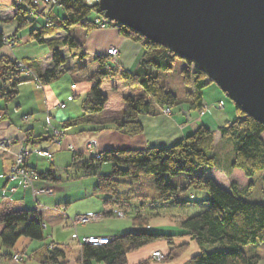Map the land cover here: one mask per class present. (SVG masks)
Here are the masks:
<instances>
[{
  "label": "trees",
  "instance_id": "trees-1",
  "mask_svg": "<svg viewBox=\"0 0 264 264\" xmlns=\"http://www.w3.org/2000/svg\"><path fill=\"white\" fill-rule=\"evenodd\" d=\"M27 2L30 3L31 0ZM13 5L16 10L14 17L4 18L0 15V25L16 19L18 30L31 27L30 39L40 44L46 43L47 37L64 31L67 34L60 39L62 46L82 47L83 44L71 34L72 26L79 24L87 32L98 28L116 27L121 36L140 43L143 47L141 58L133 71L119 69L116 64L110 62L111 56L108 54L107 56L95 54V59L99 61V68L96 71L89 72L87 67H81V73L93 82V85L81 101L82 115L63 121L62 129L89 122L90 117L105 109L108 96L103 92L102 84L116 73L124 83L129 86H139L144 93L124 96L122 116L101 122V129L109 127L105 125L112 123L115 129L125 134L140 135L144 132L141 115L164 113L165 108H169L172 114L173 106L182 102L174 91L160 83L157 74V69L171 70L176 59L181 56L129 26L111 21L104 22L100 16L103 12L98 3L90 4L86 0H59L56 8L51 6L46 8L42 22H38L39 17L30 15V10L25 4L14 0ZM58 7L63 13L58 11ZM92 13H95L93 18L90 16ZM46 17H49V20ZM98 18L101 21L98 22ZM12 38H15V34L7 36L0 29V48ZM61 47L54 48L51 66L43 71L35 70L27 59L18 61L2 56L0 100L7 103L16 100L20 93L19 86L23 81L35 80L45 86L57 80L66 69H69ZM85 54V52L81 53L83 56ZM20 62L24 65L21 66ZM187 62L188 65L182 70L184 83L187 86H194L193 90H187L189 110H202L203 90L214 82L191 61L187 60ZM236 109L235 119L219 128L222 135L229 137L234 144L235 158L230 173L222 172L219 168L212 153L215 148V132L204 124H199L196 130L169 146L104 149L99 151L98 155L74 151L72 165L67 168L75 169L76 174L73 176L75 178L97 177L98 182L94 191L110 194L108 197H102L106 206L123 200L119 190L120 176H129L134 181H139L145 174L154 175L156 188L163 198L176 197L180 191L193 188L206 191L208 198L205 201L209 203L205 211L187 216L181 222L180 228L175 231L151 230L148 217L138 214L133 220L134 225L137 226L135 230L114 238L109 237L110 241L107 244L82 243L79 258L81 263L128 264L129 252L161 239L170 246V252L165 257L173 259L189 247V242L176 244L175 238L189 236L202 248L192 257L191 264H259L262 255L248 254L242 245L264 241V203L252 202L244 198V193L254 187L256 173L264 169V124L244 112L237 104ZM3 110L5 112L2 116L8 117L7 111ZM24 131L27 141L34 144L53 141L65 134L63 130L60 136H57L54 133L55 129L52 134L48 132L35 134L32 128ZM106 163L112 164V170L101 172V167ZM201 166L207 167L209 176L196 173ZM26 167H29L27 161ZM33 171L38 178L54 182L60 180L53 168ZM181 172L190 174L185 184L167 182L166 175L175 176ZM0 222L3 225L0 234V261L13 259L15 253L11 249H15L20 236L25 235L43 241L33 250L40 264L66 263L63 260L66 251L58 243L46 241L44 221L37 211L24 208L3 210L0 212ZM214 244L219 248L210 249L208 245ZM4 248L11 251H4ZM141 264H147V261H141Z\"/></svg>",
  "mask_w": 264,
  "mask_h": 264
},
{
  "label": "crops",
  "instance_id": "crops-1",
  "mask_svg": "<svg viewBox=\"0 0 264 264\" xmlns=\"http://www.w3.org/2000/svg\"><path fill=\"white\" fill-rule=\"evenodd\" d=\"M13 4L14 0H0V15L4 18H13L16 11ZM57 9L60 13H63L60 7H58ZM42 21L43 18L40 17L38 22ZM0 29L3 30L7 36H13L15 34L16 38H14L16 40V44L14 46L5 44L0 48V58L2 56H8L18 61L30 59L32 60L31 63L35 67L34 69L37 71H43L51 66V60L54 53V48L51 44L54 41L60 42V39L67 34V32L60 31L55 35L47 37L46 43L40 44L30 39L31 27L18 30V22L16 19H12L9 22L2 23L0 25ZM84 38L85 40L83 44V50L86 53L84 55L85 58L87 56L94 57L95 54L107 56L108 50L114 46L117 47L120 52L118 57L115 58L116 63H114L115 61L113 62V60L111 59L112 63L127 70L133 71L136 69L143 53V47L140 43L134 42L129 38L121 36L116 27L94 29L90 32L85 33ZM66 49H68V47H61V52L63 53V55H65L64 51ZM69 52L71 53V51ZM98 68L99 65L96 64L94 65L93 70H89L88 68L87 69L89 72H93ZM33 83L35 84V86ZM54 84L55 82L51 83L50 85L39 86L37 81H25L19 86L20 93L16 100L10 103L5 102L4 100H0V141L11 140L14 142V145L11 148H0V212H2L3 210H14L21 208L35 210L42 216L43 221H45L46 217L47 220L52 222L54 219L62 220L64 218L63 213L58 210L61 209L60 204L62 203L70 204L74 201L91 200L89 203H83V205L85 204V207L77 211L76 217L82 214L97 213L94 211H97L100 207L99 205H97V201L92 198V191H94L95 185L98 182L97 178H92V180L87 181L84 184H77V186L72 190L66 189L64 188V186H55L56 189L54 190V194H57L55 196L57 209L55 210V212H53L49 208V212L47 213H45V210L48 209H45V207L42 208L38 205L36 206L29 203L28 195L33 196L38 204H41L39 200L44 197H48V194L35 195L34 190L36 188H42L44 186L52 185L50 180L37 177V179L34 180L32 186H26L18 180L13 181L9 178L15 156L18 154L20 148L24 145L31 147L34 144L27 141L28 139L24 130L32 128L35 134H42L44 132L52 134L55 128H62L63 121H66L68 118L81 116L83 113L81 103L80 105H77L75 104V100L80 98L82 101V99L89 92L91 86L93 85V82L89 81L86 76L81 73L80 81L71 84L72 94L69 93V90L67 92L68 96L67 94L64 96H67V102L72 101L74 103L70 105V108L66 104L65 100L60 101L61 98H63L61 97V94H59L60 86H54ZM1 85L2 79L0 77V86ZM27 85L34 86L33 90H31V93L29 94L25 91L27 90ZM203 97L204 108L202 110H197L199 111V114H192L191 110L189 109H181L180 113H176L172 109V114H164L163 112H161L157 115H141L140 119L144 125V132L140 135L131 136L125 134L122 131L115 129L112 123L105 125L109 127L101 129V122L118 117H104L102 114H100L102 115L101 117L92 116L90 117L91 121L85 122L84 124H81L79 126L68 128L67 131L64 132L65 134L63 136V142L65 146H73L75 152H83L84 154L89 153L87 150V143L91 139H96L98 141V151L124 147L145 148L151 145L169 146L183 139L188 134L196 130L199 124H204L210 129L214 130L216 148L218 144L227 137L222 135L219 128L228 123H231L234 117H230V119L222 121V118L219 116L218 111H215L216 114H210L207 105L211 103L215 107L216 104L222 103L221 100H223V96L221 92H217L216 90H214V98L210 102L208 101V99H206L205 94L203 95ZM186 100H188V98H186ZM63 102L65 103V107L60 106V104ZM187 102L190 106L189 100ZM3 109L7 111L8 117L2 116L3 112H5ZM67 149V147H64L62 148L61 153L57 152L56 154L59 157L60 154L63 155L65 153L63 151ZM74 151L71 157V162L69 163L70 165L68 166L72 165ZM56 154L53 155V162H51L48 167H40V163H38V161L34 163V156L31 155L27 160L28 166L30 169L36 171H44L49 168H53L56 171V165L54 163L56 161ZM214 155L217 162L218 156L216 154ZM40 156L43 155L36 156L37 160ZM70 168L71 167H69V169ZM219 168L222 170V172L230 173L232 171V164L230 165V169L227 170L221 166H219ZM75 174L76 173L70 174L72 179H75V177H73V175ZM78 179H81L80 181H84V179L82 178ZM189 190L190 189H188L187 191ZM199 191L200 190H196L197 193H199ZM184 197L186 196L184 195ZM194 197L195 195L194 193H192L191 198ZM207 198L208 196L205 195L204 200H206ZM111 211L112 209L107 210L106 213H110ZM185 218L186 217H180L175 222H166V218H162L160 219V221L159 218L153 219L152 221H149V228L153 227L159 228L161 230L167 229L170 231H175L180 228L181 222ZM117 224H119V226L117 227L116 231H114L113 235H108L105 232H96L95 234L89 236L114 238L118 235L136 229V225H132L129 221H124ZM44 226L47 227L45 222ZM2 228L3 225L0 222V234ZM77 236L78 234H76V236L73 235V237ZM182 242H189V248L186 252H184L181 256L177 257L173 261H155V259L153 258V252L157 250L163 252L165 250L163 254L166 255L170 252V246L168 245V243H166L167 245H165L164 247L158 248L156 246H153L155 243H152L145 245L140 249L129 252L128 264H141V261H147V264H191L190 261L192 257L195 254L199 253L202 248L195 240H193L189 236L175 238L176 244ZM41 244L33 247L30 254L26 250H21L20 248L15 247L14 253L21 254L24 257L21 260H17L15 258L9 260H1L0 264H40V260L36 257V255H34L33 250ZM78 249L79 252L75 254L74 257H71L66 253L65 258L63 259L66 261L65 264H82L79 260L81 245ZM7 250L10 249L4 248V251ZM254 254L262 255V259L259 264H264V253L256 252ZM93 264L101 263L94 262Z\"/></svg>",
  "mask_w": 264,
  "mask_h": 264
},
{
  "label": "rangeland",
  "instance_id": "rangeland-1",
  "mask_svg": "<svg viewBox=\"0 0 264 264\" xmlns=\"http://www.w3.org/2000/svg\"><path fill=\"white\" fill-rule=\"evenodd\" d=\"M95 13H92L90 16L93 18ZM101 18H106L104 14H101ZM112 22V21H111ZM87 33V30L83 28L81 25L77 24L72 26L71 28V34L75 36L82 44H84V34ZM51 45H53V48L61 47V42L54 41ZM71 51V53L69 51ZM84 52L83 46L82 47H74L69 48L64 51V56L67 58V67L69 69H66L65 72L57 79L55 80L54 86H60L59 94H61V100L66 102L68 107L70 108L71 104H74L72 101L67 102V92L70 90V94H72L71 91V84L77 83L81 79V67L85 66L89 70H93L94 65L98 64L99 61L95 59L93 56H85L81 55V53ZM119 55V54H118ZM111 56V55H110ZM118 57V56H117ZM111 59L113 62L116 60L114 57L111 56ZM29 64L32 65V60L28 59ZM112 63V61H110ZM116 63V61L114 62ZM188 65V62L186 59L178 57L176 59V62L173 66V68L169 71H164L162 69H157V74L160 77V83L167 87V89H170L175 92V94L178 95L179 99L182 101L180 104H177L173 106V111L176 113H180L181 109H189V104L187 98V90H193L194 86H187L184 83L182 70L184 67ZM119 67V66H118ZM121 69V67H119ZM35 81V80H33ZM25 82V81H23ZM22 82V83H23ZM34 84V83H33ZM39 86H42L38 82ZM117 85V86H116ZM26 93H31V90H33V85H27ZM103 92L108 96V101L105 106V109L100 112L96 113L93 116H104V117H121L123 114V108H124V96L128 94L132 95H140L144 93L143 89L139 86H129L126 83H123L120 79L119 75L116 73L115 75H112L108 77L102 86ZM214 90L217 92H221L223 96V100L221 102L223 103V107L218 108L217 106H213L211 103L207 105V108L210 111V114H216L215 111H218L219 116L222 118V121L226 119H230V117L237 116V109H236V103L231 100L225 92L221 90V88L214 82L210 85L206 86L204 88V94L206 96V99L210 102L214 98ZM67 94L66 97H64ZM73 99V98H72ZM81 103V99L75 100V104ZM217 105V104H216ZM218 108V109H217ZM192 114H199V111L197 110H191ZM102 114V115H100ZM27 118V117H26ZM59 125V124H57ZM59 132H62L63 130L67 131V129H58ZM63 131V132H65ZM64 136V135H63ZM63 136L60 138L63 139ZM93 140L91 139L88 141V143H92ZM4 143L1 144L0 148H11L14 144L13 141L7 140L8 142H5V140H2ZM56 141V140H53ZM53 141H44L38 144H33L31 147L24 145L20 148L19 152L21 151H27L30 155H28L27 160L30 158V156H34V163L38 161L40 163V167H48L53 160L48 159V157L40 156L37 157L38 154L36 153V150L39 149H50V151L55 155L57 152L61 153L62 148L67 147V150H64L65 152L63 155L56 154V161L54 162L56 165V174L60 178L57 182H52L50 186H44L42 188H52L56 189L57 187H63L69 190L74 189L77 184H84L87 181L92 180V178H97L95 176L91 177H85L82 178L84 181H80L81 179L78 178H71L70 174L76 173V171L73 168H67L69 163L71 162V157L74 151L73 146H65L64 142L62 144H57ZM97 144L98 141L96 140ZM87 143V145H88ZM98 146V145H97ZM18 152V153H19ZM213 154H216L218 156L217 164L224 169H230V165L232 164L233 159L235 158V149L234 144L232 140L229 137H226L224 140H222L218 146L213 150ZM101 172H109L112 170V164L106 163L101 167ZM197 174H204L205 176H209L208 170L206 166H201L196 170ZM189 173L187 172H181L179 175H166V179L168 183L176 182L178 184H185L189 178ZM74 176V175H73ZM120 187L119 190L122 193L121 198L123 199L121 202H112L110 205L106 206L103 203L102 197H108L110 196L109 193H103L101 191L95 192L92 191V198L97 201V205H99V209L97 213H102L97 220L88 221L86 223H81L76 221V215L77 211L81 208L85 207L83 205L84 202H90L91 200L87 201H74L70 204L62 203L60 204L61 209H58L61 213H63V219L58 220L54 219L52 222L47 220L45 217V223L46 226L44 228V233L46 235V241H54L59 243V246L66 251V253L74 257L75 254L79 252V246L81 245L79 242V239L76 236L80 238L87 237L89 235H93L96 232L97 233H107L108 235H113L114 231H116L117 227L119 226L120 222L129 221L133 224L134 218L138 214H143V216L148 217L149 221H152L153 219H160L166 218V222H175L180 217H187L189 215H195L198 213H201L202 211H205L209 207V203L204 200V196L207 195L203 190H200L199 193L196 192L195 189L191 188L189 191H180L179 194L176 197H168L163 198L159 191L156 188L155 185V177L153 174H145L139 181H134L129 176H120ZM86 180V181H85ZM80 182V183H78ZM254 187L244 193V198L252 201V202H258V203H264V169L256 173L254 176ZM40 189V188H36ZM35 193V190H34ZM194 193L195 197L191 198V194ZM57 195V194H56ZM55 194L54 195H47L48 197H44L40 199V203L35 200L33 196L28 195V202L33 205H38L39 207H45V213L49 212V208L51 211L55 212L57 209V202H55ZM184 195L186 196L184 198ZM127 200V201H124ZM54 201V202H53ZM195 204V205H194ZM41 205V206H40ZM110 213H106L107 210H111ZM121 210L123 212V216L119 215L118 213H114V210ZM47 215V214H46ZM161 217V218H160ZM162 221V220H161ZM137 227V226H136ZM139 228V226H138ZM151 230H156L159 228H150ZM43 243L42 240L38 239H31L29 237H26L25 235H21L16 247L20 248L21 250H26L31 253V250L33 247L37 246L38 244ZM153 246H156L158 248L164 247L167 245L165 240H157ZM152 244V243H150ZM190 245V244H189ZM210 249H218L219 246L217 244L214 245H208ZM244 250L248 254H254L256 252L264 253V241L263 242H257V243H251L249 245H242ZM189 248V247H188ZM15 250V249H11ZM188 250V249H187ZM186 250V251H187ZM165 251V250H164ZM163 251V252H164ZM185 251V252H186ZM162 252V254H163ZM184 253V252H183ZM176 256L173 259H168L165 257V254H163V257H158L153 254V258L155 261L160 262H169L175 260ZM20 260L23 258L21 254H17ZM167 255V254H166ZM14 258V257H13ZM104 264V263H101Z\"/></svg>",
  "mask_w": 264,
  "mask_h": 264
},
{
  "label": "water",
  "instance_id": "water-1",
  "mask_svg": "<svg viewBox=\"0 0 264 264\" xmlns=\"http://www.w3.org/2000/svg\"><path fill=\"white\" fill-rule=\"evenodd\" d=\"M129 26L203 70L264 124V0H99Z\"/></svg>",
  "mask_w": 264,
  "mask_h": 264
},
{
  "label": "built area",
  "instance_id": "built-area-1",
  "mask_svg": "<svg viewBox=\"0 0 264 264\" xmlns=\"http://www.w3.org/2000/svg\"><path fill=\"white\" fill-rule=\"evenodd\" d=\"M58 1L59 0H31V2H27V0H18V3L20 4H25L29 10H30V15L36 18H40V17H44L45 15L43 14V12H46V8L47 7H53L56 8V6L58 5ZM88 3L90 4H94V3H98L99 0H86ZM47 20H49V17H46ZM97 21H101L100 18L97 19ZM104 22L109 21L107 18L103 19ZM102 25H104V23H102ZM7 44L10 46H14L16 44V40L15 39H9L7 41ZM120 50L117 47H111L108 50V55H111L112 57L116 58L119 54ZM20 65L23 66L24 64L20 62ZM26 73H29V71H26ZM61 107H65V103H61L60 104ZM217 107L221 108L223 107L222 103H219L216 105ZM165 114H170L171 110L169 108H165L164 110ZM55 134H57V136H60V132L58 130L55 129L54 131ZM57 144H62L63 139L59 138V139H55ZM5 142H8L7 140H5ZM3 141H0V146H2L1 144H3ZM97 142L96 140H93L92 143H88L87 145V150L89 153H93V154H97L98 155V149H97ZM2 148V147H1ZM36 153L38 155H43L48 157V159L52 160L53 158V153L48 149H39L36 150ZM28 155H30L27 151H21L19 152L14 159V163L13 166L11 168V173L9 175V178L13 181H20L21 183H23L26 186H32L34 180L37 179L38 175L29 167H26V161H27V157ZM35 195H41V194H48V195H52L54 194V189L52 188H40V189H35ZM118 213L119 215L123 216V212H121V210H114V213ZM102 213H89V214H82L80 216L76 217V221L81 222V223H86L88 221H92V220H97L98 217L101 215ZM77 238L79 239V242L82 243H92L94 245H99V244H107L110 241L109 237H99V236H87V237H83L80 238L79 236H77ZM153 254L155 256L158 257H163L164 255L162 254L161 251L157 250L154 251ZM14 258L17 260H20V258L18 257L17 254L14 255Z\"/></svg>",
  "mask_w": 264,
  "mask_h": 264
}]
</instances>
